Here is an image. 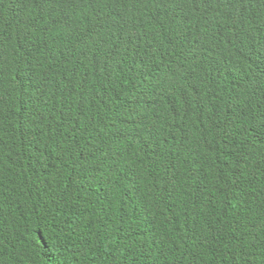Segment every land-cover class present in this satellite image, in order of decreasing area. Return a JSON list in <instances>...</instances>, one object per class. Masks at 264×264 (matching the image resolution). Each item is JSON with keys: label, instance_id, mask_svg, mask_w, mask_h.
I'll return each instance as SVG.
<instances>
[{"label": "trees", "instance_id": "16d2710c", "mask_svg": "<svg viewBox=\"0 0 264 264\" xmlns=\"http://www.w3.org/2000/svg\"><path fill=\"white\" fill-rule=\"evenodd\" d=\"M0 264H264V0H0Z\"/></svg>", "mask_w": 264, "mask_h": 264}]
</instances>
